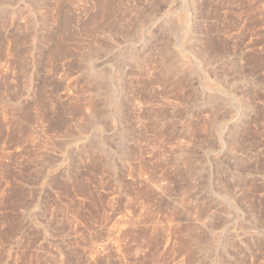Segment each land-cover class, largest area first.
Here are the masks:
<instances>
[{
    "label": "rangeland",
    "instance_id": "rangeland-1",
    "mask_svg": "<svg viewBox=\"0 0 264 264\" xmlns=\"http://www.w3.org/2000/svg\"><path fill=\"white\" fill-rule=\"evenodd\" d=\"M0 264H264V0H0Z\"/></svg>",
    "mask_w": 264,
    "mask_h": 264
}]
</instances>
